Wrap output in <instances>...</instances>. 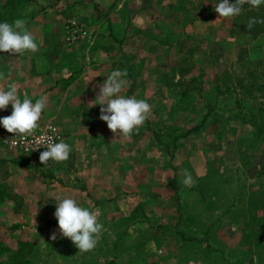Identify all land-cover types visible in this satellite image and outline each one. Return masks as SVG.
Instances as JSON below:
<instances>
[{"label": "rangeland", "instance_id": "1", "mask_svg": "<svg viewBox=\"0 0 264 264\" xmlns=\"http://www.w3.org/2000/svg\"><path fill=\"white\" fill-rule=\"evenodd\" d=\"M81 1L67 3L71 6L68 16L77 21L71 23L81 24L86 32L79 37L92 32L95 36L101 28L111 30L114 9L121 0L112 4L101 0L84 4ZM218 2L183 0L182 5L187 10L179 11L180 16L190 13L198 19L213 15L208 23L214 27V37L213 33L206 36L203 31L195 36L196 22L188 20L182 25L185 32H177L181 36H169L171 46L164 52L159 45L153 50L150 61L141 44L137 46L135 60L145 56L147 62L154 64L153 69H148L154 93L161 87L154 78L156 75L160 79L155 66L160 63L169 70V84L162 92L167 93L169 99L161 112L154 111L147 119V135L152 143L146 149L148 162L137 161V184L133 188L131 184L130 190L123 189L115 212L107 216L114 223L103 224L98 241L106 242L101 245L102 256H106L105 250L112 241L113 253L120 255L121 264L132 260L134 251L139 254L137 264H264V24L247 28L252 17L264 18V6L260 5L257 10L245 4L239 15L221 19L214 9ZM55 3V0H46L39 10L50 9ZM158 15L155 11L154 22H159ZM185 33L193 37L188 44L182 43ZM175 43L179 51L172 48ZM209 45L215 47V57L200 63L199 53ZM219 45H223L221 50L225 52L218 53ZM146 47L148 49V44ZM191 49L201 50L196 51L197 58L191 66L181 67L186 53L193 57L188 51ZM181 73L186 79L178 84ZM188 82L191 90L183 92ZM182 107L187 111L182 113ZM204 110L211 111L200 129L182 136L188 128L201 122ZM185 169L193 176L192 187L181 183ZM120 182L128 187L127 182ZM70 185L64 179L58 188L49 185L51 189L48 188L47 193L58 189L81 202L80 197L70 193ZM163 195L160 204L151 200ZM169 197L177 206L178 221L174 225L164 224L163 215L157 212L160 207H166L163 204ZM132 208L135 215L128 217V210ZM51 212L43 210L49 216ZM43 213H40L42 217ZM13 220L16 218L13 219L9 211L0 209V243L6 241L13 248L19 240L34 243L35 252L28 264H66L67 252L66 259L73 255L79 258L83 253L75 244H65L58 223L52 229L34 228L28 222L11 228ZM146 221L152 223L143 224ZM53 233L56 234L54 240ZM124 252L130 253L122 256ZM94 253L96 251L90 252Z\"/></svg>", "mask_w": 264, "mask_h": 264}, {"label": "crops", "instance_id": "2", "mask_svg": "<svg viewBox=\"0 0 264 264\" xmlns=\"http://www.w3.org/2000/svg\"><path fill=\"white\" fill-rule=\"evenodd\" d=\"M69 1L55 0L53 7L40 11L39 6L45 5L46 0H0V22L11 23L17 18L26 20L28 29L36 38V42L40 44L39 51L35 53L26 51L24 54L12 55L10 52L0 51V72L5 74V77L0 79V88L7 89L9 83H15L20 98L23 99L26 94L33 103L41 95L46 96L47 107L38 121L39 127L54 125L59 132L57 142L63 139L72 147L68 160L60 163L49 161L47 165L41 163L40 154L21 153L0 147V209L4 208L11 213L13 219L16 218L12 221L14 224L10 226L11 228L15 226L19 228L23 222H28L34 225V228L47 226V229H52L53 225L58 223L54 215L57 205L53 199L48 198L47 191L51 187L58 188V184H61L64 179L66 184L67 182L71 184L70 193L80 197L81 206L97 212L99 223L111 226L114 223L113 219H108L107 216L115 212L118 201L123 197V189L130 190L137 184V161L141 159L143 164L148 162L149 156L146 154V149L152 146L147 135L148 120L129 137L112 142L114 138L119 139V135L114 134L107 123L99 118L100 105L90 107L89 102L95 100L99 85L107 79L108 74L117 69H126L128 75L125 79L128 84L121 94L145 99L152 106L151 114L154 111L161 112L169 99L167 93L162 92L165 91L163 87H168L167 76L170 72L157 63L155 68L159 71L160 79L156 75L154 78L161 87L159 92L154 93V82L148 72V69H153L154 64L147 62L145 56L135 60L137 46L141 44L142 50L143 48L146 50L145 54L150 61L153 50L159 45L164 52L171 46L168 41L169 36L182 35L177 32L184 31L182 25L188 20L196 24L198 22V25H194L197 30L194 33L195 36L202 31L206 36L211 33L213 37L215 36L213 25L208 23L213 15L202 19L191 16L190 13L180 16L181 8H184V11L187 10L185 5H182L183 0H179V3L178 0H119L120 3L117 0L119 4L114 9L111 30L101 28L95 36L92 32L70 41L68 27L72 21L76 20L68 16L71 11V6L67 4ZM82 1L84 4L90 0ZM101 1H107L105 3L108 4L111 1L112 4L115 0ZM155 11L159 14L158 23L152 19ZM85 25L87 26L88 23L86 22ZM183 36L182 43L188 44V41L193 39L192 35L186 33ZM154 42L156 44H153ZM176 44L172 48L178 50ZM213 45L207 46L205 50L202 49L205 54L199 53L200 63L204 59L215 57ZM222 46L219 45L218 53L225 52L224 49L221 50ZM198 50L201 49L188 50L195 57L186 53L181 67L182 65L184 68L185 65L191 66L197 58ZM155 58L157 60V57ZM178 77V84L184 83L185 76L181 73ZM190 85V82L186 83L184 86L187 88L183 92L191 90ZM185 110L187 111L185 107L181 108L182 113ZM206 112L204 110L202 113L203 117ZM11 113V104L7 109H0V117L9 116ZM0 131L7 130L0 125ZM41 174L46 177H42ZM114 175L116 179L113 178ZM115 180L118 183H115ZM120 180L127 182L128 187L126 188ZM162 199L164 195L160 198H151L159 204L163 201ZM163 205L166 207H160L157 212L163 215L164 224L174 225L178 221L174 200L169 197ZM43 210H52V216H49L50 212L49 215L43 213ZM151 211L152 214L155 212L153 209ZM40 213L44 216L42 217ZM134 213L135 208H132L128 210L127 215L131 217L135 215ZM47 220L48 223H46ZM151 223L143 222L146 225ZM64 242L67 246L74 245L67 237ZM4 243L9 246L6 241ZM103 243L106 242L101 240L93 250L83 252L79 258L73 255L71 259H66L69 257L67 252L66 264L88 262L101 264L109 260L121 264L120 255L116 256L113 253L112 241L105 250L106 256H102ZM92 251L96 253L90 254ZM127 253L130 252H124L122 256ZM137 255L139 254L134 251V256H131L133 259L124 261L127 264H137L139 262Z\"/></svg>", "mask_w": 264, "mask_h": 264}, {"label": "clouds", "instance_id": "3", "mask_svg": "<svg viewBox=\"0 0 264 264\" xmlns=\"http://www.w3.org/2000/svg\"><path fill=\"white\" fill-rule=\"evenodd\" d=\"M245 4L259 10V6L264 5V0H235L234 3L230 0H219L214 4V9L222 19L239 15ZM257 23L264 24V18L252 17L247 22V28L251 29ZM39 47L40 44L36 42V38L28 29L26 20L17 18L11 23L0 22V51L17 55L24 54L26 51L38 52ZM127 75L126 69L112 71L99 85L95 100L89 102L90 107L100 105L99 118L107 123L114 134L119 135V139L114 138L112 142L127 138L134 131H138L151 116L152 106L145 99L121 94L128 84L125 79ZM4 77L5 74L0 72V79ZM9 104L12 106V113L9 116L0 117V125H3L8 132L14 133L15 137H19L20 142L26 147L28 137H34L31 141L36 145L34 150L45 147L46 150L39 155L42 164L47 165L49 161L60 163L69 159L72 147L63 139L56 142V138L47 132L34 136V132L39 127L38 121L47 107L46 96L41 95L34 103L26 94L21 99L17 85L9 83L7 89L0 88V109H7ZM50 131L55 133L57 130L52 127ZM13 142L16 143V140L14 139ZM181 183L186 187L194 185L193 176L187 169L184 170ZM47 196L56 202L54 215L61 234L70 238L79 251L93 250L104 230V225L98 222V213L81 206L72 195L63 191L49 192ZM52 239H56L55 233Z\"/></svg>", "mask_w": 264, "mask_h": 264}, {"label": "built area", "instance_id": "4", "mask_svg": "<svg viewBox=\"0 0 264 264\" xmlns=\"http://www.w3.org/2000/svg\"><path fill=\"white\" fill-rule=\"evenodd\" d=\"M85 30L83 29V26L81 24L77 23H70L68 27V39L70 41L74 40L75 38H78L80 35H85ZM56 128L54 125L48 124L42 127H38L36 131L34 132V136H40L44 132H47L49 135H53L56 138V142L59 138V132L56 128V132L52 133L50 131V128ZM34 137H28V145L25 146L24 143L20 142L19 137H15L14 133H10L7 131H0V147L3 148H9L12 150H16L21 153H37L40 154L42 151H45V147H40L39 149H35L36 145L32 143ZM14 139L16 140V143H14Z\"/></svg>", "mask_w": 264, "mask_h": 264}, {"label": "trees", "instance_id": "5", "mask_svg": "<svg viewBox=\"0 0 264 264\" xmlns=\"http://www.w3.org/2000/svg\"><path fill=\"white\" fill-rule=\"evenodd\" d=\"M264 12V8H263ZM211 111V110H210ZM210 111H207L204 117L202 118L201 122L197 125H194L190 128H188L182 136L187 135L189 132H192L196 129H200L201 125L204 123L205 118L207 117V114H209ZM178 136L174 138L176 140ZM177 210V206H176ZM16 227V226H15ZM13 227V228H15ZM36 245L28 240H19L18 244L15 248H12L10 246L4 245L0 243V264H28L31 257L34 255V247ZM2 257H5L2 259ZM89 264H94L91 262H88ZM86 263V264H88ZM98 264V263H97ZM101 264H116L113 260L106 261Z\"/></svg>", "mask_w": 264, "mask_h": 264}]
</instances>
